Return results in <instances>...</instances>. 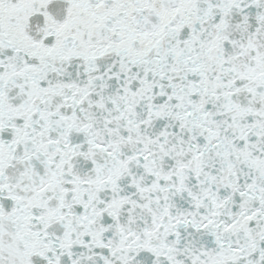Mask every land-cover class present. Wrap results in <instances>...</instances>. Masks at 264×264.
Wrapping results in <instances>:
<instances>
[{
	"label": "snow or ice",
	"instance_id": "6c2138e0",
	"mask_svg": "<svg viewBox=\"0 0 264 264\" xmlns=\"http://www.w3.org/2000/svg\"><path fill=\"white\" fill-rule=\"evenodd\" d=\"M0 264H264V0H0Z\"/></svg>",
	"mask_w": 264,
	"mask_h": 264
}]
</instances>
